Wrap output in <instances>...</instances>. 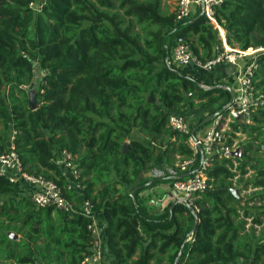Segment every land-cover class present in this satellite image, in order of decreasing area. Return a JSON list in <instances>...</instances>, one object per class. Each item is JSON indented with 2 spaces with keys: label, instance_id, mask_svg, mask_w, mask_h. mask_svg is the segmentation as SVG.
Returning a JSON list of instances; mask_svg holds the SVG:
<instances>
[{
  "label": "trees",
  "instance_id": "16d2710c",
  "mask_svg": "<svg viewBox=\"0 0 264 264\" xmlns=\"http://www.w3.org/2000/svg\"><path fill=\"white\" fill-rule=\"evenodd\" d=\"M36 1L0 0V149L14 135L25 172L56 181L77 208L88 200L103 210L117 264H264V105L252 123H230L229 143L241 132L253 146L216 157L198 211L177 201L150 213L139 201L156 183L144 174L160 164L158 151L176 171L194 157L189 135L170 126L172 113H228L230 90L207 89L168 62L178 35L202 59L218 53L210 18L197 14L176 28L168 0H39V9ZM215 18L232 47L264 45V0H224ZM254 80L264 93V56ZM62 149L78 164L81 195L55 162ZM244 181L256 197L243 203L230 188ZM24 188L0 174V264H83L90 218L39 206Z\"/></svg>",
  "mask_w": 264,
  "mask_h": 264
},
{
  "label": "built area",
  "instance_id": "2783aa9c",
  "mask_svg": "<svg viewBox=\"0 0 264 264\" xmlns=\"http://www.w3.org/2000/svg\"><path fill=\"white\" fill-rule=\"evenodd\" d=\"M48 0H43L46 2ZM224 0H176L174 11L175 27H182L192 17L206 14L210 20L216 21L215 8ZM34 4V3H33ZM41 4V3H40ZM41 6V5H39ZM217 22V21H216ZM264 56V45L240 49L226 46L212 58L202 59L193 50L190 41L183 35H178L174 48L169 57V64L181 68L191 67L200 70H211L219 63L237 65L238 73L235 78L236 96L227 106L228 113H219L205 130L203 135L193 133V126L184 114L172 113L169 124L173 129L189 135V141L194 151V157L183 161L176 171L173 185L178 193V201L199 210L196 199L209 188L207 169L216 157H230L238 154L234 143H229V125L234 118L244 123H252L257 110L264 105V93H259L254 74L259 66V59ZM203 152V153H202ZM55 162L60 166L62 175L69 181L70 187L81 189L79 183L80 170L74 155L67 149H62ZM0 174L13 182H18L27 188V194L39 206L53 205L72 215L90 218L91 253L85 257L83 264H107L108 246L106 237L97 223L96 208L88 200H84L77 208L64 195L63 188L53 179L29 174L23 170L22 161L15 149L12 135L8 150L0 155Z\"/></svg>",
  "mask_w": 264,
  "mask_h": 264
},
{
  "label": "crops",
  "instance_id": "0c3cea01",
  "mask_svg": "<svg viewBox=\"0 0 264 264\" xmlns=\"http://www.w3.org/2000/svg\"><path fill=\"white\" fill-rule=\"evenodd\" d=\"M175 4H176V1H175ZM172 12H174V10H172ZM197 14H200V12ZM213 23L218 29V39L219 41H222L221 43L217 44L218 52H220L224 50L226 46L229 47L231 45L229 44L228 39H227L226 29L223 28L221 25H219L215 20L213 21ZM205 57L209 58L208 56H205ZM198 72L201 77L195 76L193 74L192 75L200 79L202 81L200 85H203V87L205 88H207V86L209 87L210 85H214V84L216 85L226 84V85H230L235 88V78H236V74L238 73V67L235 64L228 63V62L219 63L211 70L204 71V70L199 69ZM205 81L208 83H206ZM189 112L191 113V116H194V117L197 114H199L200 117L197 118L198 121L200 118L205 117L206 114L208 113V111H195V110H190ZM186 118L188 122L193 126V130H194L195 127H197L196 124L191 123L188 116H186ZM206 129H208V126L198 128L195 134L203 135ZM154 148L156 147L154 146ZM159 159H160V164L144 174V178L148 177V179L150 180L149 184L153 180L156 181V183H154L153 185L150 184L148 187H146L139 193L140 203L143 206H145L150 213L164 212L166 210V207L169 206L171 202L174 203L175 201L176 202L178 201V193L173 185L174 180L171 179V177L176 175V170H174L173 168H171L164 162L163 154H161L160 152H159ZM157 178H159L160 180H157ZM24 189L25 191L27 190V188H24ZM78 191L81 195L82 194L81 189H78ZM96 217H97V223L99 225V228L101 232H103L104 234V228H105V223H106L104 211L97 209ZM105 258H106L107 264H117L114 254L109 249L107 251ZM215 264H224V263H215ZM238 264H246V263L241 261Z\"/></svg>",
  "mask_w": 264,
  "mask_h": 264
},
{
  "label": "rangeland",
  "instance_id": "374dc122",
  "mask_svg": "<svg viewBox=\"0 0 264 264\" xmlns=\"http://www.w3.org/2000/svg\"><path fill=\"white\" fill-rule=\"evenodd\" d=\"M176 1V0H175ZM175 1L174 0H169V1H167V4H166V6L165 7H167L168 9H169V11L170 12H172V10H174L175 11V8H176V4H175ZM40 5V2H39V0H37L34 4H33V7L34 8H36V9H39V6ZM39 63H37L36 62V68H35V71H36V73H37V83H40V81L42 80V76H43V74H44V70L38 65ZM194 68H191V67H187V68H185V70L187 71V73H189V74H193V75H195V76H198V77H201L200 76V74H199V72H198V70L197 69H195V70H193ZM202 79V78H201ZM203 80V79H202ZM204 81V80H203ZM206 82V81H205ZM206 83H208V82H206ZM185 116H188L189 117V119H190V121H191V123H194V124H196L197 123V121H198V119L197 118H199L200 116H199V114H197L195 117L194 116H191V113L190 112H188L187 114H184ZM244 125V124H243ZM228 129H231V130H233L234 128H233V126L231 127V125H229V128ZM138 134V133H137ZM142 138H143V140L146 142V143H152V142H150V139L149 138H147V137H144V136H142ZM233 140H235V142H234V148L236 149V150H238V154H239V156H243V153H244V149L247 147V148H250V147H252L253 145H252V143H245V145L244 144H242V142L243 141H245L246 140V135L245 134H243V133H236V136H234L233 137ZM4 151H2L1 149H0V155L3 153ZM158 152H160V151H158ZM161 153V152H160ZM172 170V169H171ZM167 171V170H166ZM168 172V171H167ZM252 171H251V173L249 174V175H247L246 177H248V178H252ZM237 178L238 177H236L234 180H237ZM245 182V183H244ZM244 182H241L239 185H237L236 184V182H235V187L236 188H238L239 189V191H240V194H241V199H240V201L241 202H245V200H247L248 198H250V199H255V194H253L254 193V191H255V189L254 188H252V185L251 184H249V183H246V181H244ZM245 187H248V188H245ZM249 199V200H250ZM256 205V204H259V202L257 201V200H252L251 202H250V205ZM252 211L253 212H256L257 211V209H252ZM249 221H251V218H249ZM250 224H248V226H249ZM3 264H13V263H8V262H6V263H3Z\"/></svg>",
  "mask_w": 264,
  "mask_h": 264
},
{
  "label": "water",
  "instance_id": "95a60500",
  "mask_svg": "<svg viewBox=\"0 0 264 264\" xmlns=\"http://www.w3.org/2000/svg\"><path fill=\"white\" fill-rule=\"evenodd\" d=\"M220 46V45H219ZM170 51L168 50V57H170ZM33 85H35V83H33ZM37 87V86H36ZM213 86H207V89L208 88H212ZM214 87H221V88H225V89H228V90H230V92H231V94H232V99H231V102L234 100V98H235V96H236V91H235V88L234 87H232V86H230V85H226V84H218V85H215ZM151 100H152V97L150 98ZM29 106L32 108V109H36V107H37V105H36V103H37V93L35 92V91H31L30 92V98H29ZM230 102V103H231ZM221 112H223V110L222 109H219V110H217V111H215V112H213L212 114H210V115H208V116H206L204 119H203V121L197 126V127H195V129L193 130V133H195L196 132V130L198 129V128H200L201 126H203V125H205V124H208V123H210L213 119H215V117L219 114V113H221ZM128 146H129V143L128 142H126L125 143V145H124V150L125 149H127L128 148ZM203 153V152H202ZM230 190L232 191V193L240 200L241 199V194H240V191H239V189L238 188H236V187H234V188H230ZM131 195H133V193H134V190H132L131 192ZM135 199V198H134ZM174 203H176V201L174 202ZM192 211H194V209L191 207V206H188ZM11 236L13 237V238H17V235L15 234V233H11ZM180 257H181V253H180ZM179 257V258H180Z\"/></svg>",
  "mask_w": 264,
  "mask_h": 264
}]
</instances>
